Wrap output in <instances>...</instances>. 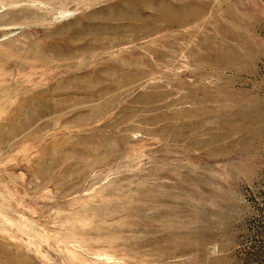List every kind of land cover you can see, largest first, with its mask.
<instances>
[{"label": "rangeland", "instance_id": "obj_1", "mask_svg": "<svg viewBox=\"0 0 264 264\" xmlns=\"http://www.w3.org/2000/svg\"><path fill=\"white\" fill-rule=\"evenodd\" d=\"M0 264H264V0H0Z\"/></svg>", "mask_w": 264, "mask_h": 264}]
</instances>
